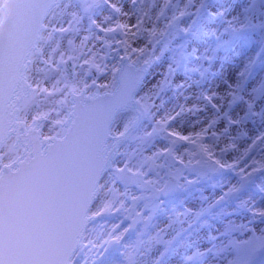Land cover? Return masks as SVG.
Masks as SVG:
<instances>
[{
    "label": "snow or ice",
    "instance_id": "obj_1",
    "mask_svg": "<svg viewBox=\"0 0 264 264\" xmlns=\"http://www.w3.org/2000/svg\"><path fill=\"white\" fill-rule=\"evenodd\" d=\"M97 3L98 0H78L71 10L57 4L54 11L61 19L55 27L49 26L47 53L37 48L38 60H27L11 84L5 79V58L0 48V141L7 131L18 130L25 153L14 172L6 175L4 167H0V264H43L39 259L43 252L26 253L14 247L13 241L21 233L44 239L61 228L68 229L75 244H79L84 233L95 232V239L89 243L98 257L112 246L122 245L123 264H148V257L158 246L166 250L184 230V220L192 217L191 226L200 216V212L186 209L170 216L162 227L153 230L152 226L147 247L145 241L129 244L127 235L138 225L142 231L149 229L160 211L159 194L169 187L167 183L148 179L151 173L171 167L169 161L176 165L177 180L186 170H231L243 183L264 171V147H261L264 135L240 148L231 138L228 126L217 130L218 115L207 121H195L189 126L190 131H182L184 114L202 109L184 105L160 115L158 93L139 94L137 80L121 76L120 67L113 65L109 72L101 54V47L113 43L109 34L115 36L119 31L124 36L114 41L119 46L115 50L118 53L122 50L117 56L120 62L147 65L157 56L156 44L165 33L153 25H145L140 17L135 23L117 20L111 26L114 16L130 15L121 0H106L111 14L97 23L92 13ZM130 3L134 5L136 0ZM204 3L205 0H185L172 20L192 21ZM159 16H165L164 9ZM141 31L147 32L148 38L137 46L136 40L142 39ZM183 31L189 28L184 27ZM14 32L13 25L11 33ZM65 41L67 48L62 47ZM33 68L38 73L35 77L31 75ZM93 70L110 76L109 81L99 84L98 77H94L89 82L87 77ZM17 84L21 93L16 96L17 103L10 104L9 88ZM204 99L220 113L221 104L213 97ZM146 119L151 124H146ZM235 123L229 120V124ZM160 138L166 143L158 145ZM128 140L138 141L135 152L120 153V145ZM189 145H194L197 151L190 150ZM121 155L126 156L124 162H118ZM136 156L140 159L134 174L127 160ZM206 171L197 172L185 183H197ZM132 185L146 188L152 195L134 196ZM239 188L240 185H231L215 202ZM255 214L264 216V210ZM104 217L116 219L105 227ZM226 243V239H220L213 247L220 249ZM75 244L69 248L72 255ZM26 255L33 259H19ZM163 255L161 251L152 257V264H158ZM5 257L11 259L6 261ZM68 260L75 264L70 256Z\"/></svg>",
    "mask_w": 264,
    "mask_h": 264
},
{
    "label": "bare ground",
    "instance_id": "obj_2",
    "mask_svg": "<svg viewBox=\"0 0 264 264\" xmlns=\"http://www.w3.org/2000/svg\"><path fill=\"white\" fill-rule=\"evenodd\" d=\"M121 2L123 3L124 9L130 15L114 16L112 21L115 22L118 20L124 23H135L136 18L140 17L137 15L140 9L138 4L139 0H136L134 5L130 3V0H121ZM254 2L255 0H205L202 9L203 18L199 21H190L189 31L182 35L183 45L178 50L181 54L188 53L190 56L196 55L197 57H201L202 50L207 45L206 39L211 38L215 30H223L231 25L236 29H240L243 20L245 21V25L249 24L245 13L247 8ZM103 5L108 10V13H110L107 3ZM182 7L180 6L179 0H175L174 2L173 0H155L151 5V16L146 11L140 18L143 19L145 25H153L158 30L164 27L166 30L170 26L167 23L168 20L174 21L172 20L173 15L178 14V9ZM161 9L165 11L164 17L159 16ZM168 9L170 10L169 14H167ZM158 23L160 24L159 27L157 26ZM175 28L177 34H182L181 31L183 29L181 28L180 22L175 25ZM44 34L45 32L41 34V40L45 38ZM118 35L120 39L124 38L123 34L119 33V31ZM140 35L142 40L148 38V34L145 31H141ZM135 43L137 46L142 44L139 40H136ZM40 45L38 48H40ZM185 45L188 46L187 51L184 49ZM103 49L109 55L108 45L103 46ZM165 49V46H161L158 55L149 64L142 65L143 68L149 70L148 75L146 74V77L142 79V84L138 90L139 94H144L154 92L158 87H163V90L160 92L162 100L160 102L161 105L158 106V114L162 115L166 111L176 110L184 105H197L202 110L184 114L182 120L184 127L182 131H190L189 126L195 121H207L218 115L219 119H222L224 122V126L221 129L228 126L231 138L240 148L247 147L258 136L264 135V96L257 101L250 98L253 91L259 87L256 75L264 70V47L261 48L259 43L254 41L242 42L241 44L235 43L233 45L229 43L221 44L220 49L222 50V54L215 63L216 67L210 68L206 66L202 70V78L206 81L204 84H195L189 77L183 80L176 75L173 76L168 63L159 56ZM150 65H152L151 69L149 68ZM248 65H251V67L248 68ZM176 71L180 75L190 72L184 69V66H178ZM174 90L177 93H174ZM205 97H213L216 103L221 104L220 113H217L212 108L211 104L204 99ZM196 98L201 100L200 105L195 100ZM229 120L236 121L237 123L229 124ZM119 151L121 153V149ZM259 154L260 150L257 149L256 155ZM139 159V156H136L135 164H137V169ZM135 172L134 170L133 173L135 174ZM220 175L222 176H217L218 178H216L206 171V179L213 177V180L209 183L218 192L203 197L204 201L201 205L197 204L196 206H192L193 212H198L201 206L204 207L214 204L218 196L226 191L228 187L234 185V182L230 179L233 175H236L235 172L224 170L221 171ZM148 179L156 180L158 183L162 182L159 170L151 173ZM185 179H189L188 170L183 172V176L179 180L180 187H186L188 185L185 183ZM207 183L206 180L202 182L203 185ZM244 185V189H239V191L232 195V198L228 202L223 204L225 206L235 204L238 207H242L243 210H240L247 215L245 219H242L241 214L238 212L239 216L236 221L240 226L236 235H239V240L242 239L241 233L244 230H248L249 234H252L248 236L247 241H241L243 245L236 256L234 255L233 258H229L224 252L220 254L222 255L221 257L219 253L208 256V251L216 248L213 247V244L218 239L219 231L214 229L212 233H209L206 228L205 235L203 236L199 231L198 225H193L192 223L189 226V217L183 221L184 230L174 239L175 243L172 242L168 245L166 250L164 246H158L155 250V255H159L161 251H164L161 264H231V262L232 264H243L246 252L251 246L250 244H257L262 240L264 243V222L259 219L258 214H255L258 210H264V171L250 177ZM221 206L219 204L216 207L220 208ZM213 209L214 207L208 212H213ZM167 212H171V210L161 212L162 216ZM232 213L231 210L224 209V218L227 217L225 223L229 222L230 224V216L236 214ZM211 224L210 226H212ZM87 234L84 236L82 247L89 240ZM92 252L95 264L116 263V258L111 255L98 257L95 255V249ZM195 254L194 259L186 263L184 257ZM76 257L77 254L71 260L75 261Z\"/></svg>",
    "mask_w": 264,
    "mask_h": 264
},
{
    "label": "rangeland",
    "instance_id": "obj_3",
    "mask_svg": "<svg viewBox=\"0 0 264 264\" xmlns=\"http://www.w3.org/2000/svg\"><path fill=\"white\" fill-rule=\"evenodd\" d=\"M155 0H139V12L137 15L140 17L143 15L144 12L148 11L149 15L152 12L151 5L153 4ZM175 0H173L174 2ZM78 3V0H65L62 5L64 6L65 10H71L74 8ZM104 3H106V0H98L97 5L94 7L92 10V13H94V16L96 18L97 23H100L105 16H109L110 13H108V10L105 9ZM180 6H183L185 3V0H179ZM170 13V10H167V14ZM246 16L247 20H249V24L245 25V21L243 20L242 24L240 25V29H236L234 26H229L228 28H224L223 30H215L211 38L206 39L207 45L203 48L201 57H197L196 55L190 56L188 53L181 54L178 48L183 45L182 43V35H184L186 32L181 31L182 34H177L175 25L178 22H174L171 20H168V29H164V35L161 36L156 44V50H157V55L158 52L160 51L161 46H165L166 49L160 53V57L165 60V62L168 63L170 67V72L179 78L185 80L191 78L192 81L195 84H204L206 81L202 78V70L208 66V67H216L215 63L217 62V59L219 56L222 54V50L220 49L221 44H241L242 42H251L254 41L256 43H259V46L261 48L264 47V0H255V2L249 6L246 10ZM151 16V15H150ZM203 18V12L199 13L197 17H195L192 21L194 20H201ZM61 19V15L57 14L56 11H52L49 17L47 18V23H46V30H45V38L41 41L40 48L44 50L45 54L47 53L48 49V44L46 40L47 36V31L50 30L49 26L51 25L52 27H55ZM87 21H85V24ZM115 22L111 21V26H114ZM181 28L184 29V27L190 28V21H181L180 22ZM107 26V25H105ZM157 26L159 27L160 24L158 23ZM98 31V30H97ZM109 38L113 39V43L108 46L109 48V55L108 53L101 47V54L104 56L105 63L108 65V70L110 72L111 67L113 65L119 67L120 66V61L117 59V56L122 54V50L118 53L115 49H117L119 46L115 44V40L120 39V36L118 35V32L115 36H112L109 34ZM260 39V40H259ZM139 42H144V40L139 39ZM62 47L67 48L66 41L62 45ZM186 51L188 50V46L185 45L184 48ZM109 57H108V56ZM39 58V53L37 52L32 56V60L36 61ZM180 66H184V69L190 71L188 74H182L180 75L177 71L176 68ZM150 69L152 68V65L149 67ZM33 77L37 76L38 73L36 71V68H33V71L31 73ZM83 75V73H81ZM98 77V83L99 84H104L107 83L110 79V76H105L97 73ZM87 79L89 82L93 77L88 76ZM256 79L259 83L258 89L256 88L253 93L251 94L250 98L257 101L259 100L262 96H264V70L261 72L257 73ZM163 90V87H158V89L154 92L158 93V99L156 101L157 105L160 106L161 102V96L160 92ZM95 91V89H93ZM103 91V89H101ZM174 93H177L176 90H174ZM198 104L200 105L201 100L199 98L195 99ZM146 124H151V120H145ZM224 126V122L222 119H219V122L217 124V130L221 129ZM46 133L48 134V129L45 128ZM116 131H119V127L116 128ZM166 141L163 138H160L157 140L158 145H163L165 144ZM138 141L136 140H128L124 142L121 145V153H127L131 154L135 152L137 148ZM189 149L193 151H197L194 145H189ZM118 162H124L126 160V156L121 155L118 158ZM136 162V157H133L131 160H127V163L131 166V170L137 171L138 169L136 168L135 164ZM169 165L171 167H165L167 170L165 171V168L159 169V173L162 177V183H166L167 177L171 176L175 178L174 170L176 168V165H174L171 161H169ZM197 172H205V169H198L197 171H191L188 170V178L192 179L194 176L197 175ZM210 175L213 177L218 178L220 175L221 171L219 172H210L208 171ZM218 176V177H217ZM213 177H210L206 179V174L202 175V178L195 184L192 185H187L186 187H178L177 192L170 196L166 197L163 199H159L160 201V211L156 213L153 221L151 222V226L149 227L148 230L142 231V226L139 225L138 228L131 233L130 235H127V241L129 244L135 245L138 241H145L144 247H147V241L149 236L152 233V226L153 230L157 227H162L164 224L168 223V218L170 216H173L174 214H180L182 211H185L186 209H191L193 210L192 206H196L197 204L201 205V203L204 201L203 197L208 196L209 194H213L216 191L215 188L211 186L209 182L213 180ZM176 179V178H175ZM177 180V179H176ZM180 180V179H179ZM177 180V182H180ZM206 180L208 183L206 185H203L202 182ZM231 181L234 182V185H240V190L245 188V182L241 183L239 180V177L237 175H233V177L230 179ZM131 193L134 196L137 197H143V196H150L152 193L146 189V188H141L138 185H132L131 188ZM183 190H185L183 192ZM185 193V194H184ZM233 195V194H232ZM232 195L229 197L225 198L224 200L220 201L219 203H214L210 206H201V208L198 210L200 212V216L196 218L195 223L193 225H198L199 231L201 234L204 236L206 228L208 229L207 231L209 233H212V231L215 229L219 231V235L217 236L218 239H226L227 243L226 246L223 248H215V249H210L207 253L208 256H213L217 255L219 253L222 254L223 252L225 255L229 258H233L234 255L236 256L239 253V249L242 247V240L247 241L248 236H251L248 232V230H244L241 234L242 239L239 240V235H236V232L239 229V226L237 224V217L238 212L241 214L240 216L242 219H245L247 217L246 213H243L241 210H243L242 207H238L237 205L229 204V205H223L224 203L228 202L231 198ZM222 205L220 208H217V205ZM129 207H131V203L129 202L128 204ZM214 207L213 212H208L212 207ZM224 209L231 210L233 213H236L232 216H230V224L229 222L225 223V220L227 217L224 218ZM241 209V210H240ZM167 210H171V212H167L164 216H162L161 212H166ZM232 213V214H233ZM162 216V217H161ZM104 220L107 221L105 224V227L108 226V224H111L115 221L116 217H104ZM193 218L190 217L189 220L191 221ZM259 219L264 222V216L259 215ZM210 223H212L210 226ZM210 227V228H209ZM99 229H97L98 231ZM87 237H89V240L85 243V245L80 248L77 251V257L75 259V264H95V260L93 259V252L94 249L91 248V244L89 243L90 240L95 239V232L88 233ZM175 243V241L173 240ZM250 243V242H249ZM248 243V244H249ZM251 246L249 247L248 251L246 252V257L243 262V264H246L247 260L249 259L251 253L257 249H264V243L263 240L261 242L256 243H251ZM160 248V247H159ZM91 249V250H90ZM190 253V252H189ZM125 254V248H123L122 245H114L111 248L108 249L107 252L104 253L103 257L111 255L116 258V263L115 264H123V257ZM158 255H155V251L151 253V256L148 257V264H152V257H155ZM195 255H188L187 257H184L186 260V263L191 262V260L194 259ZM222 255H220L221 257ZM142 258V257H141ZM162 257L160 258L158 264L162 263ZM226 263V262H225ZM227 264V263H226ZM232 264V262H231Z\"/></svg>",
    "mask_w": 264,
    "mask_h": 264
},
{
    "label": "water",
    "instance_id": "obj_4",
    "mask_svg": "<svg viewBox=\"0 0 264 264\" xmlns=\"http://www.w3.org/2000/svg\"><path fill=\"white\" fill-rule=\"evenodd\" d=\"M61 0H5L3 4V19L0 23V48L3 49L5 58V79L10 84L14 82L17 77V70L23 71V65L26 63V58L30 50L35 48L39 32L43 28V21L47 13ZM15 27L14 34L11 33L12 27ZM69 71L71 65L69 64ZM146 71L149 69L144 68ZM96 72L92 71L91 75L96 76ZM121 76L135 78L138 85L141 79L145 76V72L140 69H135L126 61L123 62L121 69ZM16 92L21 93V87L17 84L14 88H9L8 103L11 104V98ZM15 126V125H13ZM15 130L7 131L0 144L13 134ZM17 138L23 140L18 136ZM16 152L10 148H5L6 159L12 157ZM24 150L23 155L24 156ZM21 156V157H22ZM18 160L14 165L20 167ZM12 168L4 167L6 175L9 172H14ZM169 190L166 189L163 193L159 194V198L166 195H171L175 192L177 182L170 180ZM82 237L80 238L81 241ZM80 243V242H79ZM14 247L23 250L26 253L43 252L44 254L39 257L43 264H70L68 256L72 257L69 248L75 244L73 237L67 228H61L54 234L47 238L41 239L34 235L18 234L13 241ZM79 244H75V250ZM67 253V255H66ZM264 251L255 252L249 264H255L258 257H263ZM10 257H5V260H10ZM22 260H31V256L19 257ZM264 264V259L261 262Z\"/></svg>",
    "mask_w": 264,
    "mask_h": 264
}]
</instances>
